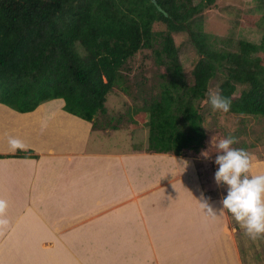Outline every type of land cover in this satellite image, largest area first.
Instances as JSON below:
<instances>
[{
	"label": "trees",
	"instance_id": "trees-1",
	"mask_svg": "<svg viewBox=\"0 0 264 264\" xmlns=\"http://www.w3.org/2000/svg\"><path fill=\"white\" fill-rule=\"evenodd\" d=\"M192 2L0 0V103L29 112L61 98L64 111L93 129L115 130L123 122L133 125L130 132L147 127L146 152H199L206 137L202 100L212 80L219 79L218 93L231 99L229 113L264 116V26L259 43L238 39L235 49L220 47L229 39L205 33L195 22L216 0ZM179 32H188L197 53L191 78L179 57ZM143 49L164 71L152 87L143 78L134 89L122 68ZM114 89L137 103L127 106V121L102 119ZM125 96L116 103L123 106ZM5 156L37 154L17 147Z\"/></svg>",
	"mask_w": 264,
	"mask_h": 264
},
{
	"label": "crops",
	"instance_id": "crops-1",
	"mask_svg": "<svg viewBox=\"0 0 264 264\" xmlns=\"http://www.w3.org/2000/svg\"><path fill=\"white\" fill-rule=\"evenodd\" d=\"M63 104L56 98L19 112L0 103V264H86L77 253L87 249L83 245L93 217L97 223L111 218V234L118 237L141 232L132 225L134 216L144 217L141 224L163 236L174 232V226H168L171 219H198L192 206V211L173 218L172 209H167L178 199L202 203L201 194L207 197L199 182L198 161L146 152L145 145L125 152L89 148L85 143L93 130L91 122L64 111ZM70 135L72 141L67 139ZM12 139L37 157L5 156L17 148ZM172 180L180 181L178 187ZM215 199L207 200L211 210L221 206ZM129 202L133 215L119 222ZM143 207L147 211L142 213ZM188 227L193 234L199 231ZM79 234L84 244L79 243L82 249L76 252L72 246Z\"/></svg>",
	"mask_w": 264,
	"mask_h": 264
},
{
	"label": "rangeland",
	"instance_id": "rangeland-1",
	"mask_svg": "<svg viewBox=\"0 0 264 264\" xmlns=\"http://www.w3.org/2000/svg\"><path fill=\"white\" fill-rule=\"evenodd\" d=\"M198 1L193 0L192 3ZM261 3V0H216L212 6L196 15L195 22L205 33L229 39V44H218L220 47L235 49L238 39L259 43L264 26L262 16L264 11ZM154 26L157 29L164 28V24L161 23H156ZM175 39L180 60L188 77L191 78L190 70L197 53L188 38V32L176 33ZM122 70L126 72H124L126 83L131 84L134 89L143 78H146L147 87H152L159 82V73L164 71L162 67L157 66L154 55L148 49L140 50L132 56ZM218 82L219 79L211 81L208 96L202 100L203 126L206 131L203 147L199 152L187 151L184 155L193 158L195 164L198 161L197 174L202 185L201 189L207 195V200L212 201L216 200L217 196L222 198L226 194L225 188L215 182L216 169L211 161V156H216L215 152L218 151L216 145L220 139L234 136L236 142L232 146L244 148L254 157L252 173H264V116L234 114L214 109L209 101V95L218 92ZM122 96L125 95L117 89L107 96L108 116L102 118L103 120H110L109 118L113 117L112 122L127 121L129 117L127 106L137 103L130 96H125L123 100L127 101L124 103L126 106L118 105L115 100ZM122 124L121 128L115 130L89 131L85 144L92 149L120 152L147 144V127H133V132H129L128 128L133 125L129 124L125 128V122ZM62 138L58 140H63ZM67 139L73 140L71 135ZM204 151H207L206 155L209 156H204ZM172 181L176 183L175 187H178L180 181ZM217 200L221 201L219 198ZM130 203L124 205L127 209L119 222L131 216L134 205ZM211 204L214 208L217 206ZM190 206L193 211L197 210L198 219L189 217L187 223H185L186 219L181 223L179 216L180 218L169 220L168 226H174V232L166 236L157 232L156 228L141 224L144 217L139 220L133 217V227L139 226L141 232L136 230L130 235L120 234L119 237L111 234L110 230L115 224L112 223L111 218L102 219V222L99 218V223L96 217L89 218L87 242L85 244L81 242L79 237L82 234H79L76 241L73 239L75 244L72 249L80 252L82 246L79 243L84 244L85 248L87 246L82 253H77L79 260L86 264H264V235L256 239L250 238L226 209L217 213L210 207H205L204 203H187L180 199L170 204L167 209H172L170 217L173 218L176 217L172 216L174 214L182 215L185 211H192ZM146 211L144 207L141 210L142 213ZM188 225L198 228L199 231L193 234ZM147 239H150V242ZM161 239L163 241L159 244ZM146 244L149 249L146 248Z\"/></svg>",
	"mask_w": 264,
	"mask_h": 264
},
{
	"label": "clouds",
	"instance_id": "clouds-1",
	"mask_svg": "<svg viewBox=\"0 0 264 264\" xmlns=\"http://www.w3.org/2000/svg\"><path fill=\"white\" fill-rule=\"evenodd\" d=\"M209 101L214 109L228 112L231 99L221 94L210 93ZM236 142L234 136L219 140L216 145L214 163L218 166L214 179L217 185L226 190L220 201V207L215 212L226 209L244 232L252 239L264 235V173H252L254 157L244 148L232 145ZM13 148L24 147L17 139L10 141ZM207 151L203 152L204 156ZM202 203L207 206V197L201 194ZM210 207V206H209Z\"/></svg>",
	"mask_w": 264,
	"mask_h": 264
},
{
	"label": "built area",
	"instance_id": "built-area-1",
	"mask_svg": "<svg viewBox=\"0 0 264 264\" xmlns=\"http://www.w3.org/2000/svg\"><path fill=\"white\" fill-rule=\"evenodd\" d=\"M214 160H215V157L211 156V161H213V163H214ZM214 167L215 169H217L218 166L214 163Z\"/></svg>",
	"mask_w": 264,
	"mask_h": 264
}]
</instances>
